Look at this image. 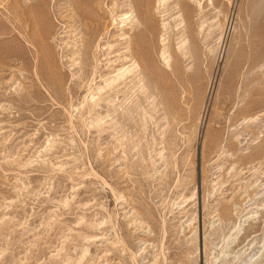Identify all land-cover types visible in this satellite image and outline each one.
Masks as SVG:
<instances>
[{"label": "rangeland", "instance_id": "obj_1", "mask_svg": "<svg viewBox=\"0 0 264 264\" xmlns=\"http://www.w3.org/2000/svg\"><path fill=\"white\" fill-rule=\"evenodd\" d=\"M158 3L0 0V264H214L263 207L264 0ZM259 215L229 262L264 264Z\"/></svg>", "mask_w": 264, "mask_h": 264}, {"label": "bare ground", "instance_id": "obj_2", "mask_svg": "<svg viewBox=\"0 0 264 264\" xmlns=\"http://www.w3.org/2000/svg\"><path fill=\"white\" fill-rule=\"evenodd\" d=\"M158 1V0H157ZM169 0H159V3H158V6H159V4H161V7L164 9L165 8V6L167 5V2H168ZM131 2H132V0H131ZM116 3V2H115ZM126 3H128V1L126 2ZM130 5L131 4H133V3H129ZM128 4V5H129ZM156 4V3H155ZM170 4V3H169ZM174 3H172V5H173ZM117 5V4H116ZM127 5V4H126ZM128 5H127V7H128ZM171 5V4H170ZM171 5V6H172ZM175 5V4H174ZM114 7H115V4H114ZM130 7V6H129ZM167 7V6H166ZM116 8H117V6H116ZM161 8V9H162ZM173 8H176V7H174L173 6ZM129 8H127V10H128ZM131 9H133V7L131 8ZM157 9V8H156ZM158 10V9H157ZM160 10V9H159ZM164 10H166V9H164ZM112 11H114V10H112ZM129 11V10H128ZM131 11V10H130ZM161 11V10H160ZM163 11V10H162ZM111 12V11H110ZM109 12V13H110ZM126 12V11H125ZM124 12V13H125ZM132 12H134L133 10H132ZM135 13V12H134ZM133 13V14H134ZM110 14H113L114 15V13H110ZM113 15H111V17L113 16ZM136 15V14H135ZM116 16V15H115ZM134 16V15H133ZM180 16V15H179ZM136 18H137V15L135 16ZM133 18L132 17V13L130 14L129 12L128 13H125L124 15H122V17L119 19V21H120V23L122 24V26H120L121 27V31L123 32V33H120V34H122V36L124 35V36H126V32L124 31L126 28L127 29H129L128 31H133V29H137L138 27H140V25L141 26H143V24H141L140 22H142V21H138V20H136V18ZM139 19V18H138ZM116 21V20H115ZM182 21V20H181ZM112 22V21H111ZM166 22V21H165ZM180 22V21H179ZM162 23H164V22H162ZM181 23V22H180ZM183 23V22H182ZM176 25H178V24H176ZM116 26V25H115ZM165 26H166V24H165ZM163 27V26H162ZM142 28V27H141ZM139 29V28H138ZM169 29V28H168ZM163 30H164V28H163ZM127 31V32H128ZM137 31V30H136ZM140 31V30H139ZM164 32V31H163ZM162 32V33H163ZM126 33V34H125ZM129 33V32H128ZM119 34V35H120ZM163 35V34H162ZM129 35H127V38L126 39H130L129 37H128ZM164 36H166V33H165V35ZM182 36V35H181ZM181 36H180V40H181ZM184 36V35H183ZM133 38V37H132ZM160 38H161V36H160ZM186 37H184L181 41H180V43H179V47H178V49L181 51V53H182V55H186V51H188L187 49L188 48H186L185 47V44H186V42L184 41V39H185ZM123 39H125V37L123 38ZM120 41H121V38L119 39ZM163 40V39H162ZM186 40V39H185ZM119 41V42H120ZM123 41V40H122ZM142 41V40H141ZM140 41V42H141ZM163 41H166V39L165 40H163ZM125 42H127V41H125ZM129 42V41H128ZM127 42V43H128ZM122 43V42H121ZM130 43H132V42H129V44ZM161 44V43H160ZM125 45H126V43H125ZM124 45V46H125ZM134 45V44H133ZM132 45V46H133ZM136 45V44H135ZM162 45V44H161ZM167 46L168 45H166V44H163V47H161V52H159L160 54H159V56L161 57L160 59H162V61H163V63H164V65L166 66V68L167 67H169V60H170V55H169V53H168V48H167ZM126 47H128V46H126ZM126 47H124L125 49H126ZM130 47V46H129ZM127 49H129V48H127ZM132 49H133V47H132ZM124 50V49H123ZM179 50H177V51H179ZM130 51V50H129ZM126 51L124 50V53H125ZM133 52V51H132ZM128 53V52H127ZM131 53V52H130ZM135 53V52H134ZM122 56H124L123 55V53L121 54ZM181 55V56H182ZM132 56V55H131ZM128 57H129V54H128ZM127 57V58H128ZM126 59V58H125ZM129 59V58H128ZM130 59H131V57H130ZM133 60V59H132ZM136 60H138V59H136ZM140 60V59H139ZM134 61V60H133ZM263 61V60H262ZM132 62V61H131ZM147 62V61H146ZM134 63V62H133ZM136 63H138V62H136ZM138 64H141V63H138ZM138 64H135V66H133L132 65V63H130L129 65H131L130 67L131 68H127V66L125 67L124 66V68H127V69H124V70H122L121 68V70L123 71H121L120 72V74H118L115 78H113L112 76H111V79H109L110 81H111V83L112 84H115V82H119V81H121V83H122V78H124L125 76H128L129 74L131 75H133V76H135L134 78H136L137 77V75L139 76V74H140V72L142 71V68H143V66H142V68H140L139 66H138ZM143 65V64H142ZM150 65V64H149ZM263 65V64H262ZM164 67V66H163ZM261 68H262V66H261ZM143 69H145V68H143ZM169 69H171V68H169ZM141 70V71H140ZM144 72V71H143ZM114 73V72H113ZM117 73H118V71H117ZM127 74V75H126ZM141 75V77L143 76V74H140ZM109 78V77H108ZM138 78V77H137ZM143 78H144V76H143ZM146 78V77H145ZM145 78H144V80H142V79H140V78H138V79H136L137 81H138V83H140V82H142L143 84H141V85H144V81H146L145 80ZM121 79V80H120ZM126 79H128V78H126ZM129 79H130V77H129ZM128 79V80H129ZM132 79V78H131ZM106 80V79H105ZM128 80L126 81V83H128ZM134 79H132L131 80V82L133 81ZM136 81V82H137ZM125 82V81H124ZM134 82V81H133ZM132 82V83H133ZM111 83H109V86L111 85ZM120 83V84H121ZM120 84H118V85H120ZM129 84H131V83H129ZM135 84H137V83H135ZM105 85V84H104ZM122 85V84H121ZM123 85H124V83H123ZM134 85V84H133ZM138 85H140V84H138ZM145 85H146V83H145ZM112 86V85H111ZM115 86V85H114ZM113 86V87H114ZM125 86H127V85H125ZM136 86V85H135ZM134 86V87H135ZM105 87H107V85H105ZM117 87V86H116ZM121 87V86H120ZM119 87V88H120ZM138 86H136V88H137ZM146 86H144L143 88H145ZM104 88V87H103ZM109 87H107V90H109L108 89ZM118 88V87H117ZM116 88V89H117ZM141 88V87H140ZM100 89V88H99ZM98 89V90H99ZM146 89V88H145ZM106 90V89H105ZM105 90H104V92H105ZM106 90V91H107ZM113 90V89H112ZM115 90V89H114ZM120 90V89H119ZM119 90H117V91H119ZM144 90V89H143ZM116 91V92H117ZM140 91V90H139ZM146 91V90H145ZM103 92V91H102ZM114 92V91H113ZM100 92H98V94H99ZM110 93V92H109ZM141 93V92H140ZM142 94H143V92H142ZM99 95H101V94H99ZM98 97H102V96H98ZM108 97V96H107ZM110 97V96H109ZM92 99H94V97L92 98ZM96 99H97V97H96ZM108 99V98H107ZM107 99H105V101H107ZM95 100V99H94ZM109 100H110V98H109ZM112 100V99H111ZM110 100V101H111ZM93 101V100H92ZM91 101V102H92ZM96 101H100L99 99L98 100H96ZM95 101V102H96ZM95 102H92V103H95ZM101 102V101H100ZM91 103V104H92ZM98 103V102H97ZM107 103H110V102H107ZM95 107V106H94ZM256 108V107H255ZM264 109V108H263ZM250 110V109H249ZM252 110H254V109H252ZM261 112V111H260ZM256 115H257V113H256ZM254 116V115H253ZM253 116H250L251 118L253 117ZM258 116V115H257ZM254 117H256V116H254ZM249 118V117H248ZM244 120H245V117H244ZM260 119H258L257 117L256 118H252V119H250V120H247L246 121V125H247V127H257L258 125H259V123H260ZM243 122V121H242ZM245 124H244V127H245ZM240 126H241V124H240ZM262 127V126H261ZM237 128V127H236ZM263 129H264V126H263ZM237 130V129H236ZM262 136H264V131H261V132H259ZM235 134V133H234ZM236 135H237V133H236ZM254 135V134H253ZM260 136V135H259ZM233 137V136H232ZM238 137H239V135H238ZM259 137H256V140L258 139ZM233 139H235V138H233ZM253 139H254V137H253ZM255 140V139H254ZM255 142V141H254ZM220 143V142H219ZM218 143V144H219ZM251 143H252V141H251ZM217 144V145H218ZM221 144V143H220ZM217 147V146H216ZM220 148H221V146H220ZM218 149H219V147H218ZM248 149H250V147L249 146H247V148L245 149L246 151L248 150ZM220 150V149H219ZM217 152H218V150H217ZM220 152V151H219ZM230 152V151H229ZM243 152H245V151H243ZM228 153V152H227ZM248 153L249 152H247L246 154L248 155ZM250 154V153H249ZM221 155V154H220ZM222 155H223V152H222ZM229 155V154H228ZM227 155V156H228ZM234 155V154H233ZM247 155H246V157H247ZM224 156V155H223ZM237 156V155H236ZM244 156V155H243ZM249 156V155H248ZM226 157V156H225ZM235 157V156H234ZM238 157V156H237ZM240 157V156H239ZM245 157V156H244ZM230 158V157H229ZM243 158V157H242ZM250 159V158H249ZM251 160V159H250ZM250 160H249V162H250ZM248 161V160H247ZM254 161V160H253ZM251 163H252V160H251ZM212 186V185H211ZM214 186V185H213ZM212 188V187H211ZM214 192V191H213ZM226 203V202H225ZM219 204V203H218ZM225 205V204H224ZM225 206H227V205H225ZM203 207H205V206H203ZM218 207V206H217ZM228 208V207H227ZM226 208V209H227ZM234 208V207H233ZM240 208V207H239ZM212 209V208H211ZM264 209V205H263V207L262 208H260V207H256L255 208V211H253V212H251V213H246L244 216H240L238 213H237V210L235 209H233L234 211H235V215H239L240 217H238L237 219H238V222H237V224H233V226H232V229H233V232H231L232 234L230 235V237L228 238V239H225V241H223L224 242V247H222V248H220L221 250H220V253L219 254H217V255H213L214 257H213V262H214V264H230L231 262H233V263H238V259H239V257L238 256H232L233 257V260L232 261H230L229 262V258H230V254H231V246H234L235 244H237L238 242H239V240L241 239V237H243V235H244V231H245V228L246 227H248L249 226V223L251 222V221H254V220H258V218H260V216L261 215H259L261 212H262V210ZM203 210H204V208H203ZM217 210H218V208H217ZM228 210H229V208H228ZM216 211V210H215ZM223 211H225V210H223ZM219 212V211H218ZM222 214H223V212H221ZM227 213V212H226ZM229 213V212H228ZM233 213V212H232ZM209 215V214H208ZM221 215V214H220ZM228 215V214H227ZM227 215H226V217H227ZM223 216V215H222ZM229 216V215H228ZM212 217V216H211ZM224 217V216H223ZM222 217H220L219 216V214H217L216 213V215L215 216H213V221L212 222H210V223H208V225H209V227H210V229L213 231V230H215V231H218V230H221V228H222V225L224 224V222H223V218L221 219ZM228 218V217H227ZM212 219V218H211ZM225 219V218H224ZM236 222V221H235ZM229 223V222H228ZM203 224H204V222H203ZM226 225V224H225ZM203 226V225H202ZM217 228V229H216ZM202 229V228H201ZM200 230V229H199ZM208 230H209V228H208ZM210 232V231H209ZM212 233V232H211ZM214 233H216V232H214ZM221 233V232H220ZM199 234V233H198ZM196 235V232L194 233V236ZM200 235V234H199ZM215 235V234H214ZM211 236H212V234H211ZM198 237V236H197ZM205 237V236H204ZM222 237V236H221ZM201 238V237H200ZM203 238V237H202ZM198 239V238H197ZM195 240V239H194ZM203 241V240H202ZM198 242V241H197ZM205 242H206V240H205ZM264 243V242H263ZM199 244H201V242L199 243ZM200 247H201V245H200ZM201 249H202V251L201 252H205V247H204V243L202 242V247H201ZM216 253V252H215ZM213 254V253H212ZM231 255H233V254H231ZM235 255V254H234ZM239 255V254H238ZM262 255H263V252H262ZM205 256V255H204ZM208 256V255H207ZM256 256V255H255ZM260 257V256H259ZM258 257V258H259ZM208 258V257H207ZM258 258H256V259H258ZM210 259V258H209ZM252 259V258H251ZM259 260V259H258ZM236 261V262H235ZM257 261V260H256ZM211 262V261H210ZM254 262V261H253ZM256 263V262H255ZM257 264V263H256Z\"/></svg>", "mask_w": 264, "mask_h": 264}]
</instances>
